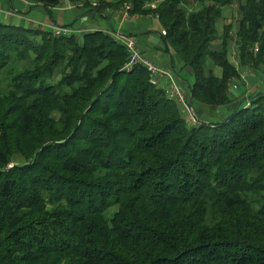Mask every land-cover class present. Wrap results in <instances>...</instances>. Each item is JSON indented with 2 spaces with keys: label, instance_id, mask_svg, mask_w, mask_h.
Wrapping results in <instances>:
<instances>
[{
  "label": "trees",
  "instance_id": "16d2710c",
  "mask_svg": "<svg viewBox=\"0 0 264 264\" xmlns=\"http://www.w3.org/2000/svg\"><path fill=\"white\" fill-rule=\"evenodd\" d=\"M23 1L157 20L190 112L110 31L0 23V264H264V0Z\"/></svg>",
  "mask_w": 264,
  "mask_h": 264
},
{
  "label": "rangeland",
  "instance_id": "374dc122",
  "mask_svg": "<svg viewBox=\"0 0 264 264\" xmlns=\"http://www.w3.org/2000/svg\"><path fill=\"white\" fill-rule=\"evenodd\" d=\"M107 1H116V0H107ZM89 3L92 6H94L95 4H97V0H89ZM61 7L63 9L54 10L52 12L51 16H49L43 9H41V8L31 9L30 6H28L26 3H24L21 0H9V1L0 0V9L3 8L6 10L9 8L11 11L19 12L25 16L28 15L27 17L34 20V23L37 22V23L50 25L51 20H52V21H55L56 25H58V26L67 25V26L73 27L74 29H78V28H85V26H87V27H90V26L103 27L104 26L103 28H108V24H109L108 22L109 21L115 27L116 21H114V19H113L115 17H117V19L119 18L118 22H120L119 23L120 26L122 24H124L126 21L124 19H121V16H120V14L122 13L121 9L106 10L104 12L105 13L104 17H107V18L103 19V18L95 17V19L92 22L88 21V24L83 25L84 23H81V19L80 20L77 19V16L79 15L78 10H75V9L71 8L69 5H65V4H62ZM87 17L91 18L92 14H88ZM106 19H108V22ZM227 20L229 22L231 21L230 15L227 16ZM134 21H135V19H134ZM148 21H149L147 24L148 34L152 38L151 41L148 42V44H153V41H154V43L156 45H158L160 48L162 47V50H163V48L165 49V45H164L162 38L160 36L162 33L161 26L159 25L157 20L150 19ZM110 33H117V34H121V35L124 34L121 31L119 32L118 30L117 31H115V30L110 31ZM124 35H127V34H124ZM155 52H157V51L155 50ZM229 59H230L231 63H235L234 62V60H235L234 55H231ZM245 70H243L240 74L242 76L243 83H245L243 87L246 86L245 87L246 93H249V91H252V90L253 91L257 90L253 87V84L255 82L253 78H256V80L258 81L257 83L259 85H261L262 89H264V77L258 79L257 76H255V77L252 76V75H254V73L252 71H250L249 69H245ZM250 76L253 77L252 78L253 82L251 84H249V82H251V81H247ZM4 80H5V77L2 76V79H0V81H1L0 83L4 84ZM251 87H253V88H251ZM242 89H244V88H241V87L239 88V90H242Z\"/></svg>",
  "mask_w": 264,
  "mask_h": 264
},
{
  "label": "crops",
  "instance_id": "0c3cea01",
  "mask_svg": "<svg viewBox=\"0 0 264 264\" xmlns=\"http://www.w3.org/2000/svg\"><path fill=\"white\" fill-rule=\"evenodd\" d=\"M9 1V0H7ZM23 1V0H21ZM24 3H26L25 1H23ZM28 6H30L28 3H26ZM31 8V6H30ZM34 9V8H31ZM3 16V17H2ZM28 16V15H27ZM27 16L19 13V12H14L11 11L9 8L8 9H0V23L5 24V25H14V26H20V27H32V22L34 20L28 18ZM114 21H116V26L114 27L110 21L107 22L108 24V28H103V27H99V26H90L87 27L85 26V28H80V29H91V30H97V29H102L104 31H121L124 34L127 35H131L136 39L137 45L142 53V56L147 58L148 60L152 61L155 65L160 66L164 69H167L170 71V66H171V58L169 56V53L166 49L162 47L160 48L158 45H156L153 41V44H148L149 41H151V36H149L148 34V29H147V24H148V20H150V18L148 17H144V18H139L137 17L134 20L130 21L127 20L125 21L124 24H122L121 26L119 25L120 22H118L119 18L117 19V17L113 18ZM88 21H90L89 17H85L81 19V23L88 24ZM156 45V46H155ZM155 50L157 52H155ZM245 83H243L244 86ZM240 83L238 84V82H232V89L235 93L232 92L231 94V98L232 99H236L238 95L242 94L245 91V87H243ZM244 88L242 90H239V88ZM250 92V91H249ZM251 93V92H250ZM232 106L226 107L224 110V112H230L232 109Z\"/></svg>",
  "mask_w": 264,
  "mask_h": 264
},
{
  "label": "built area",
  "instance_id": "2783aa9c",
  "mask_svg": "<svg viewBox=\"0 0 264 264\" xmlns=\"http://www.w3.org/2000/svg\"><path fill=\"white\" fill-rule=\"evenodd\" d=\"M155 2L148 5L150 9H154ZM121 19L124 20H134V18H130L128 16V13L126 11L122 12L120 14ZM33 25L37 27L43 26V24H37L32 23ZM53 35L59 36V35H69L71 31L66 28H59V27H53L52 28ZM80 34L82 32H79ZM163 36L165 35V32L162 31L161 33ZM109 35L114 39L115 42L122 45V47L125 49V52L128 54L129 62L126 65L125 69L130 70L133 66H141L143 67L148 76L150 84L155 87H162L166 95L169 99H172L176 101L180 107L185 112H190L188 105L186 103V97L183 90L178 86L174 76L171 74V72L167 69H164L160 66L155 65L152 61L148 60L147 58L142 56V53L137 45L136 39L131 35H121L117 33H109Z\"/></svg>",
  "mask_w": 264,
  "mask_h": 264
}]
</instances>
